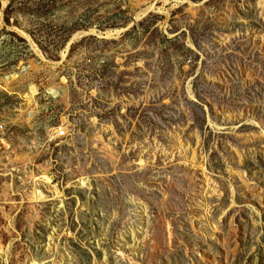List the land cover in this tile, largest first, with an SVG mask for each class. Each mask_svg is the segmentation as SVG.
Masks as SVG:
<instances>
[{
    "label": "rangeland",
    "instance_id": "374dc122",
    "mask_svg": "<svg viewBox=\"0 0 264 264\" xmlns=\"http://www.w3.org/2000/svg\"><path fill=\"white\" fill-rule=\"evenodd\" d=\"M0 122V264H264V0H0Z\"/></svg>",
    "mask_w": 264,
    "mask_h": 264
},
{
    "label": "built area",
    "instance_id": "2783aa9c",
    "mask_svg": "<svg viewBox=\"0 0 264 264\" xmlns=\"http://www.w3.org/2000/svg\"><path fill=\"white\" fill-rule=\"evenodd\" d=\"M50 78H47L46 75L43 77H38L30 86L32 93L33 90L35 94H31L28 96L29 99V112L27 111V118L29 119H39L45 112V107H47L52 100L57 98V95L50 89L46 88L47 85L51 82ZM45 85L44 87L42 86ZM46 88V89H45ZM1 123V122H0ZM62 128H58L56 131L60 132L59 136H56V140H64L68 137V134L61 130ZM9 129H6V125L0 124V147H2L4 151L9 152L13 148V137L11 136L13 133L9 134Z\"/></svg>",
    "mask_w": 264,
    "mask_h": 264
}]
</instances>
